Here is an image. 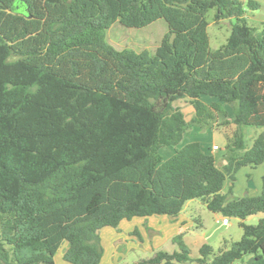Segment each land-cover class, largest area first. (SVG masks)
Listing matches in <instances>:
<instances>
[{
  "label": "trees",
  "instance_id": "trees-1",
  "mask_svg": "<svg viewBox=\"0 0 264 264\" xmlns=\"http://www.w3.org/2000/svg\"><path fill=\"white\" fill-rule=\"evenodd\" d=\"M248 0H0V264H100V229L167 214L200 198L241 218L243 235L191 256L158 250L133 264H264V174L259 195L223 191L245 165L264 162V21L250 25ZM233 19L210 46L208 12ZM164 18L155 53L118 49L116 21L143 27ZM203 95L218 99L208 103ZM194 109L190 120L177 100ZM232 105L236 128L224 159L197 141L178 146L190 123L215 121ZM263 127L247 145L244 128ZM164 146L175 152L165 158ZM262 214L258 222L245 218ZM148 227L147 223H145ZM253 256L251 262L247 256Z\"/></svg>",
  "mask_w": 264,
  "mask_h": 264
},
{
  "label": "rangeland",
  "instance_id": "rangeland-1",
  "mask_svg": "<svg viewBox=\"0 0 264 264\" xmlns=\"http://www.w3.org/2000/svg\"><path fill=\"white\" fill-rule=\"evenodd\" d=\"M216 9L212 8L208 12V32L210 36V46L216 49L225 43L231 32V22L233 19H224L220 22L215 21ZM248 23L261 30L260 21L247 17ZM169 30L167 21L159 18L152 23L143 27H129L120 21L114 22L106 30L107 40L118 49L132 48L136 51L149 50L155 53L157 46L161 43L164 34ZM217 101V98L211 95ZM185 99L177 100L176 105H184ZM226 113L220 112L222 116H232V105L226 104ZM218 118V115H217ZM192 131L187 135V139L197 141L204 150H213L214 144L218 149H214L216 155L220 156L224 153L228 139L221 128H216L214 121L203 126L197 123L191 124ZM263 130V127L247 126L244 128L245 138L248 146L252 145L254 138ZM264 174V162L256 166L245 165L236 172L233 181L226 184L225 191L229 198L244 196L249 190L251 194L256 193L262 187V176ZM253 184V185H252ZM248 193V192H247ZM223 213L221 212V216ZM183 217L186 225L183 227ZM231 224L223 226L218 224L216 220V212L209 209L206 203L200 198L189 200L183 208L180 219L168 220L162 227L155 228L154 231L147 230L145 227H139V230L133 229L128 233L124 230L119 238H110L106 231H102L101 239L104 246V254L100 264H133L139 259L149 258L158 250H166L173 252L179 250L177 243L173 242V236L183 232L184 240L190 248L191 256L195 257L199 254V242L209 243L215 251H218L225 244L230 245L231 242L239 240L243 235V228L240 226L241 218L229 215ZM222 218V217H221ZM220 218V220H221ZM259 220L258 215H250L245 218L248 224H255ZM178 225V227H177ZM111 229V226H107ZM178 228V230H177ZM177 230V231H176ZM65 242L57 251L55 256L56 264H67L63 259V251L67 246ZM189 264H196L191 262Z\"/></svg>",
  "mask_w": 264,
  "mask_h": 264
},
{
  "label": "crops",
  "instance_id": "crops-1",
  "mask_svg": "<svg viewBox=\"0 0 264 264\" xmlns=\"http://www.w3.org/2000/svg\"><path fill=\"white\" fill-rule=\"evenodd\" d=\"M240 1L243 2L244 5H246L248 0H240ZM256 1H258L260 3L259 7L257 9L246 8V14L245 15L247 17H251V18L256 19V20H258L260 22H263L264 21V0H256ZM202 99L204 101L208 102V103L216 101L214 98L205 97L204 95L202 96ZM217 101H218V99H217ZM179 106L181 107V109L185 113L186 119L190 120L192 118V116L194 115V112H195V109H194L193 105L190 102L186 101V103L184 105H179ZM224 106L227 109L226 104ZM217 115H218V118H216V120L214 121L215 126L218 129L221 128L223 130V132L225 133L226 138L228 139L229 135H231L233 130L236 128V125L234 123L233 112H232V116H229L228 118L225 117V116H222L220 112ZM191 124L192 123L189 124L188 129L184 133L183 138H182V140H181V142L179 143L178 146H182L183 144H185L187 142L194 141V140H189V139L186 138L187 135L189 133H191V131L193 130L192 127H191ZM214 145H216V144H214ZM206 151H208V150H206ZM161 152H162L163 156L165 158H167V157L171 156L175 152V147L174 146H164V147L161 148ZM209 152L213 153L218 158V162L219 163H226V160L224 159L225 151L220 156L216 155L214 149L213 150L212 149L209 150ZM229 181H230L229 179L225 180L224 185H223V191H225L224 189H225L226 184H230ZM251 187H253V186H249V188L247 189L248 195H259L261 193V191H262V187H261V189L259 191H257L254 194H251L250 193L251 191L249 190ZM182 211L179 214L178 219H180V217L182 216ZM256 215H258L259 218L262 216V214H256ZM222 216H221V212H216V220H217L218 224H223L220 221V218ZM168 220H172V219L167 214H154V215H150V216H147V217L135 216L132 219H123V220H121V222L118 225V227H112L111 226V229H108V227L105 226V227L100 229L99 233H100V236H101L102 231H106L107 235L109 234L110 238H112V237L113 238H119V236L122 235V233H123V227L122 226H124V230H127L128 233L132 232L133 229L139 230V227L140 228L141 227H145L147 230L154 231L155 228L162 227L163 224H166L168 222ZM145 223H147L148 227H146ZM182 225H183V227L186 225V220H185L184 217H183ZM223 226H229V225L223 224ZM177 227H178V225H177ZM177 230H178V228H177ZM204 243H205L204 241L203 242L202 241L199 242L198 250L200 249V247ZM67 246L65 248H67ZM65 248H64V250H65ZM63 253H64V251H63ZM55 256H56V254H55ZM252 259H253V256H251V255L246 257V261L247 262H251Z\"/></svg>",
  "mask_w": 264,
  "mask_h": 264
},
{
  "label": "built area",
  "instance_id": "built-area-1",
  "mask_svg": "<svg viewBox=\"0 0 264 264\" xmlns=\"http://www.w3.org/2000/svg\"><path fill=\"white\" fill-rule=\"evenodd\" d=\"M213 149H218V146L217 145H214L213 146ZM220 221L223 224H225V225H230L231 224V221H230L229 217L226 216V215H223ZM236 264H240V263H236Z\"/></svg>",
  "mask_w": 264,
  "mask_h": 264
},
{
  "label": "water",
  "instance_id": "water-1",
  "mask_svg": "<svg viewBox=\"0 0 264 264\" xmlns=\"http://www.w3.org/2000/svg\"><path fill=\"white\" fill-rule=\"evenodd\" d=\"M245 195H248V193H245Z\"/></svg>",
  "mask_w": 264,
  "mask_h": 264
}]
</instances>
